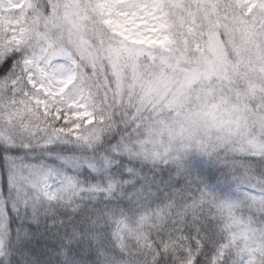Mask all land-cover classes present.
Instances as JSON below:
<instances>
[{
  "label": "snow or ice",
  "instance_id": "1",
  "mask_svg": "<svg viewBox=\"0 0 264 264\" xmlns=\"http://www.w3.org/2000/svg\"><path fill=\"white\" fill-rule=\"evenodd\" d=\"M0 264H264V0H0Z\"/></svg>",
  "mask_w": 264,
  "mask_h": 264
}]
</instances>
